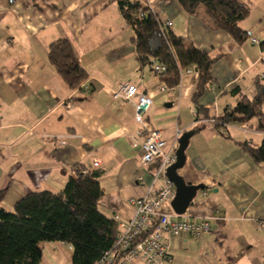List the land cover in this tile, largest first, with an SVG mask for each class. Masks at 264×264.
<instances>
[{"label": "crops", "instance_id": "crops-1", "mask_svg": "<svg viewBox=\"0 0 264 264\" xmlns=\"http://www.w3.org/2000/svg\"><path fill=\"white\" fill-rule=\"evenodd\" d=\"M139 1L171 21L175 35L217 57L212 82L197 99L195 72H182L177 85L161 91L164 77L138 58L117 0H0L1 204L12 210L29 192H59L76 175L75 166L83 165L100 173L102 214H133L131 199L147 192L154 165L140 162L144 136L133 102L112 97L121 83L131 82L152 98L146 128L158 129L168 145L194 131L177 172L186 183L202 186L186 215L212 225L200 238L165 235L171 259L163 264H261L264 162L256 163L246 147L258 146L264 131L256 118L220 128L209 120L220 118L241 95L253 97L256 80L264 79V0H238L249 8L240 22L248 33L241 44L201 15L184 13L176 0ZM58 38L70 42L87 72L83 87L71 89L50 64L48 46ZM57 135L65 144L53 139ZM39 246V264H72L69 244Z\"/></svg>", "mask_w": 264, "mask_h": 264}, {"label": "trees", "instance_id": "trees-1", "mask_svg": "<svg viewBox=\"0 0 264 264\" xmlns=\"http://www.w3.org/2000/svg\"><path fill=\"white\" fill-rule=\"evenodd\" d=\"M120 13L132 28L131 42L138 58L150 65L161 63L167 87L179 82L180 71L187 67L197 70V99L212 82L211 67L217 57H211L172 31L161 32L157 15L139 0H117ZM184 13L200 16L214 30L227 32L238 43L248 38L240 22L249 8L238 0H176ZM48 60L65 83L80 88L88 75L75 56L72 45L58 38L48 46ZM201 108L197 107L199 112ZM256 118L257 129L264 131V79L255 82V94L241 95L232 108L214 119L220 128L228 123H245ZM256 163L264 162V138L256 147H246ZM76 175L69 177L59 192L33 191L23 195L12 210L2 206L5 190L0 189V264H39L41 242L61 241L72 247V264H94L110 249L117 223L98 209L103 194L100 173L83 165L75 166ZM264 264V259L262 263Z\"/></svg>", "mask_w": 264, "mask_h": 264}, {"label": "built area", "instance_id": "built-area-1", "mask_svg": "<svg viewBox=\"0 0 264 264\" xmlns=\"http://www.w3.org/2000/svg\"><path fill=\"white\" fill-rule=\"evenodd\" d=\"M155 13V12H154ZM161 32L169 30L171 21L163 20L159 14L155 13ZM251 42L258 44L256 38H251ZM165 67L161 63L153 65V72L160 75L165 72ZM183 73H197L195 67H187L180 71ZM82 84L80 87H83ZM161 91L171 89L167 85H162ZM113 98H122L132 101L134 104V119L140 124V134L144 139L141 143L142 154L140 162L143 166L154 165L152 171L151 185L147 192L137 198H132L134 205L133 214L130 216H120L114 214L113 218L117 223L114 241L110 249L94 264H131L143 262L145 264H163L170 261L168 244L164 236H179L189 234L200 238L212 230V225L208 218H192L186 213L176 214L170 207V202L175 194V187L165 175L168 167L177 160L176 141L168 145L158 129H148L144 123V114L152 104L150 95L139 92L135 83L124 82L112 92ZM196 115V113H194ZM211 123L214 119L209 120ZM179 135V134H178ZM59 144H65L61 135L53 136ZM133 141L136 142L135 138ZM95 161L93 166H98ZM141 180V177L138 178ZM159 180L162 184L156 189L154 185Z\"/></svg>", "mask_w": 264, "mask_h": 264}, {"label": "water", "instance_id": "water-1", "mask_svg": "<svg viewBox=\"0 0 264 264\" xmlns=\"http://www.w3.org/2000/svg\"><path fill=\"white\" fill-rule=\"evenodd\" d=\"M194 131L184 132L178 139V146L176 149L177 160L176 162L167 168L166 177L171 181L175 187V194L170 202L171 209L179 215L186 212L190 206L198 190L202 189L201 185L189 184L184 181L182 176L178 174L185 162V149L188 144V140Z\"/></svg>", "mask_w": 264, "mask_h": 264}, {"label": "rangeland", "instance_id": "rangeland-1", "mask_svg": "<svg viewBox=\"0 0 264 264\" xmlns=\"http://www.w3.org/2000/svg\"><path fill=\"white\" fill-rule=\"evenodd\" d=\"M195 249V248H194Z\"/></svg>", "mask_w": 264, "mask_h": 264}]
</instances>
